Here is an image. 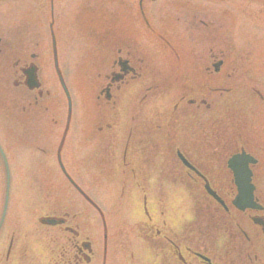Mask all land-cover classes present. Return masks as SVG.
<instances>
[{"label":"flooded vegetation","instance_id":"obj_1","mask_svg":"<svg viewBox=\"0 0 264 264\" xmlns=\"http://www.w3.org/2000/svg\"><path fill=\"white\" fill-rule=\"evenodd\" d=\"M200 2L0 3V264H264V192L256 184L264 22H254V47L214 46L213 27L226 23ZM67 34L91 39L93 94L80 89L74 156L80 168L91 159L98 176L69 174L60 156L69 125L60 61ZM231 86L235 122L221 113L217 127L211 100ZM53 151L54 159L42 156ZM234 153L254 159L247 167L260 209L232 202ZM54 162L59 175L21 174ZM100 182L117 200L126 195L125 206H99Z\"/></svg>","mask_w":264,"mask_h":264},{"label":"rangeland","instance_id":"obj_2","mask_svg":"<svg viewBox=\"0 0 264 264\" xmlns=\"http://www.w3.org/2000/svg\"><path fill=\"white\" fill-rule=\"evenodd\" d=\"M8 0H0L1 8L5 10L6 6H9L7 3ZM201 4H205L207 6H210L211 14L216 20H220L224 24L226 23V26L224 29H220L219 27L215 28L213 27L212 32V44L214 46H227V47H239V48H248V47H254L253 40L254 35L252 33L256 30V27L254 25L255 21H259L260 25L263 24L264 18H261V16L264 15V0L261 1V3L255 2V0H200ZM6 5V6H5ZM4 7V8H3ZM190 8V7H188ZM189 11L191 9H188ZM220 16H222V19H220ZM258 17L259 20L257 19ZM216 25L219 26L218 23ZM255 27V28H254ZM225 31V32H224ZM242 32L244 34H242ZM70 34H67V36L64 39H61L62 42V78L64 83L66 84V87L69 92L70 100H71V107L69 109V125H68V133H67V141L63 145V151L61 152V160L64 163V169L69 174L73 175H92V176H98L101 173L97 171V168L93 164L92 160L83 159L81 164H83L84 168H80L76 164V158L74 156L76 144L78 142V138L75 135V133H78L79 126V117H80V102H79V95H80V89H84V93L87 96H91L93 94L92 92V83L91 78L93 71L90 70L89 67H87L88 64L86 62H90L89 59H87L88 51L91 48V39L83 38L77 39L74 37H70ZM260 36H264V30L263 33L261 32ZM80 47V48H79ZM82 51V52H80ZM59 55V54H58ZM90 57V55L88 56ZM84 58V59H83ZM46 69L43 68L42 73H45ZM50 78H48L50 88L52 91H56L57 87L54 88V82H53V72H49ZM84 78L87 80V82L83 81ZM64 97V93L61 92ZM237 87L231 86L227 88L226 94L220 100H211V111L212 116L215 121V125L223 126L225 122H223L221 125L220 123V114L225 115L228 117L226 119V122L234 123L235 119L232 117H235L236 111H237ZM55 95V93H53ZM53 95V96H54ZM12 96L10 91V97ZM217 122V123H216ZM58 129V126H57ZM59 131L57 132L58 137ZM1 137L4 138V134H1ZM56 140L58 141V139ZM54 138V137H53ZM5 139V138H4ZM52 140H49V142ZM55 152L53 151L51 156L49 155H42L45 158H55ZM73 155V156H72ZM87 156V154L85 153ZM42 156L40 158H42ZM22 169H25L26 171L21 170V174L25 175L26 179H30L34 181L35 179H38V175H41L42 177L46 176H53V175H59L61 174L59 166L54 162V164L49 166H43V167H23ZM256 184L258 187V192H264V164H262L261 167H257V175H256ZM41 184V183H40ZM44 184V183H43ZM86 184V183H84ZM92 186V183L89 184ZM94 185V184H93ZM99 190V194L96 196L99 197V199H95L96 203L99 204V206L109 207L110 205H114L115 203H118L119 206H125V197H121L119 200H117V197L114 193L113 188L109 183H102L94 185V190ZM70 190V189H69ZM71 191V190H70ZM187 199H181L180 205L182 206ZM264 201V199H262ZM81 201V198L79 199ZM82 202V201H81ZM85 205L88 207H91V205L84 201ZM74 203V202H73ZM127 205V204H126ZM107 209V208H106Z\"/></svg>","mask_w":264,"mask_h":264},{"label":"water","instance_id":"obj_3","mask_svg":"<svg viewBox=\"0 0 264 264\" xmlns=\"http://www.w3.org/2000/svg\"><path fill=\"white\" fill-rule=\"evenodd\" d=\"M250 161H254V159L245 153L234 154L228 160V166L233 170L238 191L233 203L240 209L245 207H259L253 199L254 186L250 182V171L247 167V163ZM208 191L218 199L217 195L211 189L208 188Z\"/></svg>","mask_w":264,"mask_h":264},{"label":"bare ground","instance_id":"obj_4","mask_svg":"<svg viewBox=\"0 0 264 264\" xmlns=\"http://www.w3.org/2000/svg\"><path fill=\"white\" fill-rule=\"evenodd\" d=\"M64 164V163H63Z\"/></svg>","mask_w":264,"mask_h":264}]
</instances>
